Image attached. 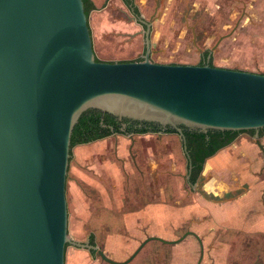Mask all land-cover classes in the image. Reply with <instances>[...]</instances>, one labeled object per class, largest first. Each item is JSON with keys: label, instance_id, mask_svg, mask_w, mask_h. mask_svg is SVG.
Segmentation results:
<instances>
[{"label": "water", "instance_id": "95a60500", "mask_svg": "<svg viewBox=\"0 0 264 264\" xmlns=\"http://www.w3.org/2000/svg\"><path fill=\"white\" fill-rule=\"evenodd\" d=\"M146 50L138 58L103 59L96 53L84 0H0V264H66V246L97 249L105 260L129 264L89 241L69 237L67 179L71 138L90 107L120 119L173 127L181 124L250 129L264 152V72L206 63L162 62ZM97 57L99 59H97ZM122 128H126L123 122ZM119 134V132H113ZM135 132L127 133L134 140ZM200 264V263H199Z\"/></svg>", "mask_w": 264, "mask_h": 264}, {"label": "rangeland", "instance_id": "374dc122", "mask_svg": "<svg viewBox=\"0 0 264 264\" xmlns=\"http://www.w3.org/2000/svg\"><path fill=\"white\" fill-rule=\"evenodd\" d=\"M114 1L106 12L131 23L123 31H101L95 22L102 21V12H96L92 21L96 53L111 60L138 58L145 49L143 25L134 23L130 9ZM136 2L144 17L152 21L153 60L198 63L203 52L212 48L216 64L264 72V0ZM260 138L264 143V134ZM118 139L122 143L121 171L118 197L111 205H106V191L98 186H86L90 200L82 194V175L92 169L88 161L77 157L78 146L72 148L67 179L70 239L86 241L92 232L100 248L122 261L149 236L174 240L193 230L204 243L201 259L200 241L191 234L177 242L152 238L129 264H264V152L254 133L241 132L208 157L195 185L186 180L187 158L178 133H137L134 140L129 135L112 134V154ZM73 178L80 186L75 191L77 200L72 191L68 196ZM103 184L108 187L105 180ZM214 203L226 205V215L218 216L217 224L208 227L206 215H193L192 211L178 214L193 204L205 213L210 209L220 214L219 208H212ZM149 207L166 216L149 219ZM66 264L113 263L97 251L70 242Z\"/></svg>", "mask_w": 264, "mask_h": 264}, {"label": "trees", "instance_id": "16d2710c", "mask_svg": "<svg viewBox=\"0 0 264 264\" xmlns=\"http://www.w3.org/2000/svg\"><path fill=\"white\" fill-rule=\"evenodd\" d=\"M126 3L133 4L136 11H139L138 6L134 0H124ZM85 10L88 16L93 9L97 8L94 0H84ZM97 59H99L97 57ZM123 122L126 123V128L123 129ZM185 136L186 155L188 158L187 167H192L190 174V181L196 182L204 166L206 157L213 155L220 148L230 144L239 133L249 131L255 133L254 128L250 129H208L204 131L198 128H191L185 124H181ZM163 130L162 127L153 121H142L130 117H123L120 119L117 115L103 111L98 108L90 107L86 109L78 122L76 123L71 138L72 148L80 143L93 141L105 137L113 132L119 133H146L151 131ZM167 132H177L173 127H167ZM260 135L264 134V127L260 128ZM69 243H67L68 245ZM67 248V246H66Z\"/></svg>", "mask_w": 264, "mask_h": 264}, {"label": "crops", "instance_id": "0c3cea01", "mask_svg": "<svg viewBox=\"0 0 264 264\" xmlns=\"http://www.w3.org/2000/svg\"><path fill=\"white\" fill-rule=\"evenodd\" d=\"M115 1L119 2L123 9L128 8L127 5L125 4L124 0H115ZM94 2L97 5V8L92 10V12H94V14H92V17L90 18V25L92 27V31L94 30L93 29V22H92L93 17L95 15V13L99 12V11L102 12V21H97V22H95V24L97 25L98 29L101 31L102 30L103 31H123L127 27L128 23H131L129 20H126L124 18H115L110 13L108 14L106 12L107 6L112 3L111 0H104L101 3H99V0H94ZM127 10H129V8ZM90 16H91V13H90ZM133 20L135 23V19H133ZM141 134H143V133H141ZM110 138H111V135H107L105 137H102V138H99V139H96L93 141L77 144V146H78V150L76 152L77 157L81 158L82 160H84L86 162L88 161L87 163L89 165V168L92 169V171L91 172L88 171V172L83 173V175H82L83 187L79 186L76 178H73L72 184H70V182H69V184H68V196L70 195L69 193L72 191L74 193V198H76V200H77L75 191L78 190L77 188L79 186L82 194L87 198V200H90L91 197L87 191V187H89L90 185H93L95 187L98 186V187L102 188L101 190L106 191V194L103 195V196H107V198H108V202H106V205H111L112 200H113V202H115L114 198L118 197L117 182L120 179V171H121V164H120L121 162L120 161H121V155H122V149H121L122 143L118 139V142L115 143V152L112 154V150H110V148L112 147V143H111L112 141L110 140ZM218 152L219 151H217L216 153H214L211 156H215ZM237 160L238 159L234 160L233 163L238 162ZM93 170L95 171V173ZM104 180L107 182V185H108L107 188L105 186L103 187V185H104L103 181ZM71 188H72V190H71ZM110 195H112V197H110ZM70 205H71V203H70ZM192 206L193 207H191L190 209L183 208V210L178 211V214L179 215H181V214L186 215L190 211H192L193 215H197V216H205L206 215V216H208L206 221H205V223L207 224L205 226H207V227L211 226L210 224H214L213 222H215L217 224V221L221 219L219 217L223 216V214H225L224 212L226 211V210L223 211V206H226V205H221V204H216V203H214L212 205L213 206L212 208H214V209L216 207L219 208L220 209L219 210L220 214L218 213L219 215L217 214V211L211 212V210L209 208H206V205L203 208L205 210L209 209L208 213L207 212L205 213V211H202V208L200 205L193 204ZM230 206H232V205H230ZM70 211H71V208H70ZM159 213H161V211H160V209H158L156 207H149L148 208L149 219H151L152 217L157 216V215L159 217L158 219L162 218V215L166 216V214H163V213H161V216H160ZM228 213H227V216L229 217L230 214H228ZM213 226H215V225H213ZM191 234L192 233H190L188 235H191Z\"/></svg>", "mask_w": 264, "mask_h": 264}, {"label": "flooded vegetation", "instance_id": "af4514ba", "mask_svg": "<svg viewBox=\"0 0 264 264\" xmlns=\"http://www.w3.org/2000/svg\"><path fill=\"white\" fill-rule=\"evenodd\" d=\"M125 2V1H124ZM134 2H135V4L138 6V4H137V2H136V0H134ZM125 4L127 5V7L130 9V11L132 12V15L133 14H136L137 16H140V15H143L141 12H140V9H139V11H136V9H135V6L133 5V4H130V3H126L125 2ZM138 8H139V6H138ZM143 17H144V15H143ZM145 18V17H144ZM146 19V21H148V22H150L151 23V30H152V21L150 20V19H147V18H145ZM135 22L136 23H141V25H143V28H144V30L146 29V27H147V24L146 23H144V22H142V21H140V19L138 18L137 20L135 19ZM151 30H150V38H151ZM144 37H145V49H144V52H145V50H146V33H144ZM151 41H152V38H151ZM151 48H152V43H151ZM143 52V53H144ZM150 57H151V52H150ZM152 58V57H151ZM206 62H209V63H211V64H214V65H219V64H216V63H214V61H213V50H212V48H208V49H206L204 52H203V56H202V59L198 62V63H206ZM222 66H225V65H222ZM228 67H231V66H228ZM236 68H240V67H236ZM156 132H158V131H156ZM146 133H148V132H146ZM113 133H111V134H109V135H112ZM119 134H123V133H119ZM127 134V133H126ZM126 134H124V135H126ZM135 134H137V133H135ZM140 134V133H139ZM260 137H261V135H260ZM257 142V141H256ZM85 143V142H84ZM259 145V144H258ZM261 148V147H260ZM183 151H184V149H183ZM263 151V150H262ZM186 152V151H185ZM72 155H73V151H71V158H72ZM185 156H186V158H187V155H186V153H185ZM208 157H210V156H208ZM208 157H206V159L208 158ZM71 158H70V160H71ZM206 159H205V161H206ZM205 161H204V165H205ZM187 164H188V158H187ZM204 167L205 166H203V169H202V171L204 170ZM188 169V171H187V173H186V180L189 182V183H191L192 185H195L197 182H198V180H199V177H198V179H197V181L196 182H194V183H192L191 181H190V172H191V169H192V167H188L187 168ZM201 171V172H202ZM201 174V173H200ZM200 176V175H199ZM196 232V231H195ZM193 234V233H192ZM198 234V233H197ZM197 236V235H196ZM199 236V235H198ZM200 237V236H199ZM201 238V237H200ZM199 239V238H198ZM202 239V238H201ZM86 241H89V242H91V243H93V244H96V245H98L97 243H96V240H95V236H94V234L91 232L90 234H89V236H88V239L86 240ZM203 241V240H202ZM204 244V243H203ZM201 245V244H200ZM98 248H100L99 246H98ZM89 249H91V250H94V251H97V249H94V248H89ZM103 249V248H102ZM204 255V254H203ZM203 257V256H202ZM200 259H201V256H200ZM199 263L201 264V262L199 261ZM198 263V264H199Z\"/></svg>", "mask_w": 264, "mask_h": 264}]
</instances>
